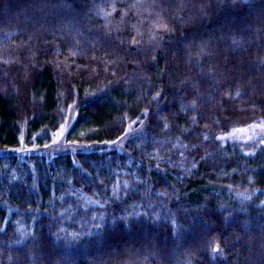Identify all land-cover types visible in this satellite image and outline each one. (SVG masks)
Listing matches in <instances>:
<instances>
[{
	"label": "trees",
	"instance_id": "1",
	"mask_svg": "<svg viewBox=\"0 0 264 264\" xmlns=\"http://www.w3.org/2000/svg\"><path fill=\"white\" fill-rule=\"evenodd\" d=\"M0 264H264V0H0Z\"/></svg>",
	"mask_w": 264,
	"mask_h": 264
},
{
	"label": "rangeland",
	"instance_id": "2",
	"mask_svg": "<svg viewBox=\"0 0 264 264\" xmlns=\"http://www.w3.org/2000/svg\"><path fill=\"white\" fill-rule=\"evenodd\" d=\"M72 121V117L69 118L66 124L62 125L59 130L56 131L52 142L46 150V154L54 155L59 151L70 149L71 145L67 142L66 131Z\"/></svg>",
	"mask_w": 264,
	"mask_h": 264
},
{
	"label": "snow or ice",
	"instance_id": "3",
	"mask_svg": "<svg viewBox=\"0 0 264 264\" xmlns=\"http://www.w3.org/2000/svg\"><path fill=\"white\" fill-rule=\"evenodd\" d=\"M215 250H217V251H218L219 249L217 248V249H215Z\"/></svg>",
	"mask_w": 264,
	"mask_h": 264
}]
</instances>
